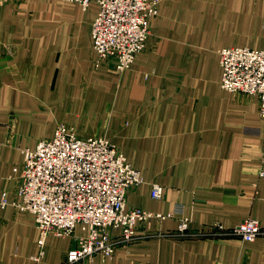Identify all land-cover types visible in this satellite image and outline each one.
I'll list each match as a JSON object with an SVG mask.
<instances>
[{
  "label": "crops",
  "instance_id": "obj_1",
  "mask_svg": "<svg viewBox=\"0 0 264 264\" xmlns=\"http://www.w3.org/2000/svg\"><path fill=\"white\" fill-rule=\"evenodd\" d=\"M162 1L148 50L119 74L115 59L95 66L98 4L0 0V264H36L39 230L18 207L14 170L24 150L52 140L61 125L107 139L140 171L144 183L129 191L128 208H182L137 224L141 238L112 259L81 264H264V236L244 242L209 230L256 220L264 232L259 99L221 87L219 57L225 48L264 50V0ZM152 184L163 188L161 199ZM183 217L190 232L179 237ZM76 243L51 235L38 264H63Z\"/></svg>",
  "mask_w": 264,
  "mask_h": 264
},
{
  "label": "built area",
  "instance_id": "obj_2",
  "mask_svg": "<svg viewBox=\"0 0 264 264\" xmlns=\"http://www.w3.org/2000/svg\"><path fill=\"white\" fill-rule=\"evenodd\" d=\"M79 4L87 10L92 3L100 12L92 27L95 66L115 59L119 74L129 70L137 55L148 49L151 20L159 16L161 0H61ZM150 36V37H149ZM222 68L221 87L232 94H246L259 99L264 119V50L225 48L219 51ZM24 163L15 168L18 207L35 216L39 230V253L33 259L40 263L51 235L73 237V246L63 264L91 262L95 256L112 259L117 242L137 239V224L157 219L165 221L182 213L177 207L167 215L128 208L127 195L140 187L144 179L133 168L125 154L105 138L79 137L73 128L61 125L52 140L42 141L37 148L24 150ZM264 175V172H263ZM151 196L163 197V188L152 184ZM7 202L4 200L3 205ZM186 217L180 220L176 236L190 232ZM118 233L109 235L108 230ZM211 234L222 232L244 242L264 236L260 222L247 220L226 231L218 224Z\"/></svg>",
  "mask_w": 264,
  "mask_h": 264
},
{
  "label": "rangeland",
  "instance_id": "obj_3",
  "mask_svg": "<svg viewBox=\"0 0 264 264\" xmlns=\"http://www.w3.org/2000/svg\"><path fill=\"white\" fill-rule=\"evenodd\" d=\"M162 2H163V1L161 0V3H162ZM161 3H160V4H161ZM159 10H160V6H159ZM97 16H98V15H97ZM158 17H159V16H158ZM158 17H157V18H158ZM155 19H156V18H155ZM152 20H154V19H152ZM152 20H151V23H152ZM151 23H150V25H151ZM150 36H152L151 28H150ZM150 36H149V37H150ZM150 38H151V37H150ZM149 40H150V39H149ZM148 44H149V41H148ZM147 50H148V49H147ZM147 50H146V51H147ZM143 53H144V52H143ZM141 54H142V53H141ZM138 56H139V55H137V57H138ZM106 63H107V62H106ZM106 63H103V64H106ZM102 66H103V65H102ZM132 66H133V65H132ZM154 214H155V213H154ZM162 215H163V214H162ZM154 220H157V219H154ZM113 230H114V229H113ZM76 233H77V232H76ZM76 233H75V235H74L73 237H70V238H74V237H75V239L77 240L78 237H76ZM108 234L111 235V236L116 235V234H113V235H112V234H110L109 232H108ZM140 238H141V237L138 236L136 240H133L132 242H128V243H119V242H117V247L119 248V247H121V246H128V245H130V244H132V243H134V242H137ZM77 241H78V240H77ZM76 245H77V243H76ZM76 245H75V246H76ZM70 250H71V249H70Z\"/></svg>",
  "mask_w": 264,
  "mask_h": 264
}]
</instances>
